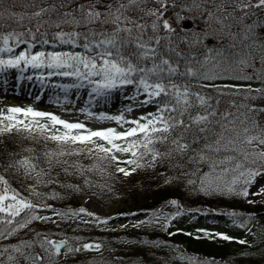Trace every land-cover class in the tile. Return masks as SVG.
Wrapping results in <instances>:
<instances>
[{
    "label": "snow or ice",
    "instance_id": "1",
    "mask_svg": "<svg viewBox=\"0 0 264 264\" xmlns=\"http://www.w3.org/2000/svg\"><path fill=\"white\" fill-rule=\"evenodd\" d=\"M149 2L156 7L148 8ZM2 4L3 0H0ZM32 6L38 7L37 0H32ZM177 7L188 11L199 9L202 15L206 12L208 27L190 33L179 27L180 21L186 19L180 13H175V19L165 18L168 10ZM58 8L69 10L58 11ZM253 10L264 13V0L255 3L252 0H108L107 3L104 0H86L84 3L55 0L47 7H39L31 16L8 12V18L25 27L26 32L15 29L0 32V41L4 44L0 52L11 53L9 41L24 43L22 37L25 34L33 39L38 35L46 36L47 33L40 32L43 23L61 29L52 34V40L84 51H36L33 54L30 51L32 45H29L28 51H20L7 59L0 58V71L21 66L46 68L48 77H75L81 82L61 87H84L83 82H86L95 97H106L115 89L129 86L134 93L128 97L130 103L120 114L100 113L97 117L114 121L117 127L94 129L85 122H72L32 107L10 106L0 110V133H26V138L40 145L39 151L26 149L30 155L14 154L6 162H0V169H3L0 174V238L7 239L22 230L33 231L31 239L0 246V264H45L49 257L101 250L100 243L73 246L68 238L55 239L54 234L33 230L34 222L57 223L52 216L39 215L41 211L51 210L54 216L67 220L94 217L83 207L57 212L51 205L36 202L41 195L36 189L41 184L59 183L73 191L81 189L80 184L61 183V177L66 180L79 178L83 185L91 186L89 174L100 172L103 175L108 167H115L118 174L127 177L138 169H154L159 164L176 169V179L187 178V183L198 185L197 190L201 192L244 199L264 196V184H260L255 192L251 191L258 184V178L264 179V124L257 119L258 113H264V107L247 103L264 96V89L215 84H204L198 89L192 84V80L215 78L206 73L201 75L209 62L214 67L227 65V69L237 71L255 68L254 53L246 41L248 34L264 22L257 19L251 24L244 23L255 14ZM49 13H55V21L42 20ZM4 15L0 11V18ZM26 17L38 21L34 31L23 25ZM213 23L219 25L217 31L228 29L227 35L233 43L226 49L208 48L204 52L200 45L210 38ZM241 24H244L241 32L231 31L233 26ZM65 26L72 30L64 31ZM238 37L237 50L235 41ZM39 42L48 44L50 40ZM181 45H186L187 49H182ZM261 52H264V45H261ZM234 78L252 80L254 77L242 74ZM209 87L220 96L225 95L224 89L233 94H246L241 103L235 99L224 101L201 90ZM253 92L257 95H251ZM149 107L154 111L126 118L125 113ZM49 144L55 148H49ZM121 155L128 159L122 160ZM121 164L134 167H121ZM9 172L20 183L19 189L7 178ZM171 203L176 204V201ZM94 219L96 223L108 222L99 217ZM90 222L78 220V223ZM143 223L146 221H140L134 227ZM205 235L212 234L205 232ZM215 235L230 239L225 234Z\"/></svg>",
    "mask_w": 264,
    "mask_h": 264
},
{
    "label": "trees",
    "instance_id": "2",
    "mask_svg": "<svg viewBox=\"0 0 264 264\" xmlns=\"http://www.w3.org/2000/svg\"><path fill=\"white\" fill-rule=\"evenodd\" d=\"M55 0H37L38 7L32 6V0H3V4L0 5V11L5 13L3 18H0V32L6 33L15 29L17 32H26L25 27L16 23L14 19L8 18V12L12 11L18 14H31L39 10V7H47L53 4ZM79 3H84L86 0H78ZM105 3L108 0H104ZM99 10H103L100 6H97ZM148 8L156 7L155 4L149 2L147 4ZM211 8V5L208 6ZM69 9L58 8V11H68ZM187 9H181L179 7L175 9H170L167 11L165 18L175 19L174 12ZM231 11V9H229ZM254 15L250 16L245 24H251L253 21L259 19L264 22V13L260 11L253 10ZM207 15L205 12V17L192 19L189 25H183L179 23V27L186 29L190 33H195L197 28L205 29L208 27L206 23ZM43 21H55V13H49L42 17ZM38 21L28 20L27 17L23 21V25L31 27L33 31L37 26ZM174 27L177 25L174 23ZM219 25L212 24L209 33L210 38L205 39L200 45V49L207 52L208 48L221 49L228 48L233 43L230 36L227 35L228 29L223 32L217 31ZM244 29V24L239 26H233L231 31L233 33L241 32ZM54 27L51 23H43L40 26L41 33H47L46 36H37L35 39L29 37L25 34L22 39L33 44L35 48L42 49H52V50H70L83 52L84 50L79 47H72L68 44H60L57 41L52 40V34L60 31ZM64 31H71L72 29L68 26L63 28ZM249 35V40L246 41L250 45V48L256 47L261 49V45H264V25L255 28ZM41 39H49L50 43L43 44L39 41ZM237 44V50L239 49L240 39L239 37L235 41ZM14 40L9 41V45H17ZM3 42L0 41V47ZM182 49H187L186 45H181ZM228 53L225 52V55ZM215 55V53H213ZM255 68H244L245 74L247 72L251 73L254 78L258 75H264V72L258 74L259 70L264 71V63L259 62L256 56H254ZM203 60V57H201ZM264 62V61H263ZM227 65H221L219 67H214L211 62L204 66L201 70V75L207 74L214 76L212 80H192V84L200 89L201 85H218L219 82L226 83H237L243 82L242 79H235L242 75V70L227 69ZM221 86V85H218ZM206 93H210L217 96L219 99L224 101H230L235 99L237 103H241L242 97L246 94L241 92L239 94H233L228 89H224L225 95L220 96L211 87L206 89H201ZM251 95H257L253 93ZM249 106L257 105L259 107H264V96H261L257 100L247 101ZM257 119L259 123L264 124V113H258ZM26 133H16L3 134L0 133V162H6L8 159L12 158L14 154L20 156L30 155L26 149L34 148L37 151L40 150V145L36 141L26 138ZM49 148H55V145L49 144ZM72 159H81L78 157H73ZM86 164L89 161H84ZM121 167H134V165H124ZM206 170V169H205ZM0 174H3V169H0ZM178 173L176 169L168 167L167 165H157L153 168H141L133 172L130 176H123L118 174L115 167H108L105 169L104 174L101 175L100 172L90 173L89 179L91 180V186L83 185L79 178H70L66 180L61 177V183L71 182L73 184H80L81 189L78 191H73L70 188L61 187L60 184L55 185H44V191L41 196L37 199L41 204L51 205L52 208L56 209L57 212H64L68 207H79L77 197L82 194H90L96 197L99 201L103 203L118 201L124 204V207L120 209V212L127 211H137L141 214L147 215L149 218H155L159 214L166 211H171L173 213L179 214L184 219L196 221L203 219L205 221H211L216 219V214L221 216H233L236 218L243 219L245 217L253 215V213L261 209L260 205L251 207L244 198L228 196L220 193H205L198 191V185H192L187 183V178L181 177L176 179ZM7 178L13 181V187L20 188V183L17 178L9 172ZM169 178H172L171 180ZM27 196V192H24ZM55 197V198H53ZM172 201H176V204H172ZM156 214V215H154ZM59 224L57 229L54 231L50 227V223H43L38 227H33L34 231H39L42 233H48L50 235L58 236L59 234L63 237L69 238L67 234L62 231L68 226L73 225L74 221L67 222V219H61L59 217ZM65 225V226H61ZM77 227V226H74ZM81 228L84 232L79 234L76 238L88 237L92 240H98L102 245L100 253L93 257L90 264H169L168 257L163 252V250L158 248H153L148 246L160 245V246H170L175 245L178 240H181L183 244L181 247V252L192 258L194 261H198L203 264H264V216L260 217V221L257 227V232L259 233L254 243H235L229 242L222 239L221 237H213L212 239H207L205 237H194L185 235L182 233L170 234L167 236L166 232L159 234L156 231H151L149 234L135 232L133 228L127 229H98V226L93 223H88L83 225ZM49 229V230H48ZM33 237V231L22 230L18 233L16 241L13 244H17L20 240H28ZM142 237H145L142 239ZM76 238L70 241L74 243ZM146 244L147 246H144ZM0 246L7 247L5 241H0ZM76 256L73 257V261L69 264H86V260L81 261L82 254L75 253Z\"/></svg>",
    "mask_w": 264,
    "mask_h": 264
},
{
    "label": "rangeland",
    "instance_id": "3",
    "mask_svg": "<svg viewBox=\"0 0 264 264\" xmlns=\"http://www.w3.org/2000/svg\"><path fill=\"white\" fill-rule=\"evenodd\" d=\"M252 1L256 2V0ZM245 2H247V0H245ZM189 12L190 13H180L181 16L186 17L182 22H186L190 18L195 17L197 11ZM203 16H205V14H199V17ZM12 49L13 51L11 53L0 52V58L7 59L9 56L17 55L20 51H28L29 44H21ZM30 51L33 54L36 52L32 47ZM253 53L254 56L264 60V52H261L260 49L254 48ZM48 71L49 70L46 68L33 69L31 67L24 68L23 66L20 68H9L0 71V108L6 109L10 106L32 107L39 111L52 112L59 115L62 119L72 122H85L89 127L94 129L102 127H117L114 121L100 120L97 119V117L100 113H104L105 115L120 114L121 110L130 103L128 97L132 96L134 93V89L131 86L115 89L106 97H95L94 94H91V88L86 82H83L85 84L84 87H61L81 82L77 81L75 77L63 76H59L58 78L60 80L56 81L54 79L56 76H47ZM29 76L32 77L31 80L27 79ZM41 76L44 77L43 80L39 79ZM249 85L252 89H264V76L257 77L252 81L246 82L244 85L238 86L244 89ZM90 109H92V111ZM145 111H154V108H141L131 113H125V115L127 119H132L140 116ZM88 112H91L93 115L89 117L87 114ZM125 156L126 155H121L123 158H125ZM260 184H264V179L258 178V184L253 187L251 191L255 192ZM40 189L42 188L38 187L36 191ZM246 200H253L254 202L251 203L252 205L260 203L264 206V196H249ZM79 201L87 212L93 213L94 217L103 216V218L100 219L107 221L111 217L118 215V209L123 206L122 203L116 202L102 204L88 195L80 196ZM44 213V211H41L39 212V215H44ZM82 217L88 218L87 216ZM140 221H146V223L140 225L142 229L150 224V222H148L149 220L144 216L98 224L108 227H124L138 224ZM256 222V217L247 218L241 221L222 219L221 221H216L208 225L199 222L196 225L195 233L199 235H205V232L210 234L221 233L230 236L233 240L242 241V239H245L252 234ZM153 225L160 231H163L166 228L176 229L181 225V222L171 215H163L155 219ZM224 228H228L229 231H232L236 235L227 232ZM67 257L63 255L56 259L52 257L51 261L55 264L65 260ZM171 264H189V262L177 253H174L171 254Z\"/></svg>",
    "mask_w": 264,
    "mask_h": 264
}]
</instances>
